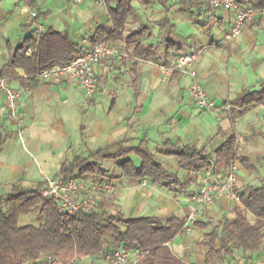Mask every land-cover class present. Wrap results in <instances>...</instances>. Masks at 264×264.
I'll return each instance as SVG.
<instances>
[{
	"label": "crops",
	"instance_id": "crops-1",
	"mask_svg": "<svg viewBox=\"0 0 264 264\" xmlns=\"http://www.w3.org/2000/svg\"><path fill=\"white\" fill-rule=\"evenodd\" d=\"M19 1L17 3L19 12L16 17L12 20L8 19L5 24L0 22V66L8 62L11 57L7 45L8 38L5 34H9L10 30L16 27L20 30L28 10L32 8L25 1ZM54 1L56 0H37L38 4L49 12L46 18L38 19L39 22L43 23L51 16V11L56 6L53 4ZM206 1L152 0L151 3H147L145 0H134L135 13L130 18L124 33L139 30L144 25L148 26L150 36L145 38V42L158 47L159 59L135 62L123 61L115 56L97 65L96 92L107 90L111 101L109 110L102 119L93 117V129H88L86 124L91 114L86 105L94 106L96 98L87 96L84 101L81 95L75 93V89L79 87L77 83L47 82L38 78H33L31 83L26 84L16 80L11 81L12 85L21 92L18 106L20 121L16 122L8 116L5 96L0 92V183L8 186L20 180L23 187L35 188L42 182L45 185L46 174L63 176L58 172L64 160H70L78 153L87 155L84 152L93 151L91 144L106 146L115 143L128 135L126 126L130 128L133 122L135 124L133 128L138 131L136 133L145 131L151 143L160 145L163 139L161 141L152 139L148 133V126H152L150 130H153L161 125L163 119L161 117L170 118L164 111L165 107L172 108V112L179 108L178 112L192 118L194 114L189 110L188 105L197 106L188 93V85L192 78L176 73L167 81L164 79V66L180 55L193 52H200L191 65L196 73V80L203 85L209 97L217 105V108L208 110L214 111L216 124L211 125L210 130L204 121L202 122L203 131H201L198 122L194 125L192 135L189 133L186 138L182 133L178 135L187 142L210 148L213 143L219 144L231 134H242L245 137V143L241 155L248 157L250 164L256 167L252 170L239 161L235 186L243 190L248 184L262 183L264 181V104L247 111L236 108L234 105L231 110H228L226 105L232 104L238 94L258 90L264 86V12L246 21L239 37L230 42H222L224 35L231 29L232 11L209 7ZM239 1L251 5V0ZM67 3L71 5L72 2L67 0ZM104 9L105 12L102 10L101 13H91L96 18L95 25H92L88 33L78 41L82 43L84 38H90L96 32L98 25L109 22L106 5ZM9 12L5 7H1L0 21L8 18ZM166 20L169 24L162 29L155 25L157 22ZM26 23L29 22L26 20ZM184 23H187L186 30L181 29ZM52 27L71 32L66 27L62 29ZM169 28H172V31ZM2 29L5 33L1 31ZM32 30L33 26L23 37L28 36ZM168 30L169 36L182 46L180 50L183 51L166 57L164 39L168 36ZM114 45L132 53V47L126 42ZM19 73L29 78L23 70H19ZM132 78L138 80L137 89L140 94L137 99L134 97L131 85ZM102 80L106 82L103 86ZM257 86L260 87L257 88ZM124 93L126 96L122 95ZM122 97L131 105L130 107H127V104H121ZM136 106L140 108L135 110ZM20 129L22 139L25 135L27 147L38 160L40 176L39 174L37 176L34 170L28 171V167L20 165L16 153H10L7 149L8 141L20 136ZM69 129L72 132L79 129L81 140L78 139L76 143L70 142ZM160 136L165 138L163 133H160ZM225 175L226 171L219 177H212L209 173L202 174L188 187L187 192L169 190L153 184L148 179H144L148 182L144 186L142 182L131 183L127 178L121 177L112 182L115 185L113 192L106 194L105 199L101 197L99 204L103 200L107 202V208L113 213L120 211L127 217L174 216L187 220L193 212L191 195L198 191L204 182L221 180ZM11 189H8L7 193ZM233 216V201L227 198H220L212 206L199 210L196 216L199 223H196V220L191 222L189 230H184L170 242L172 251L187 263L205 264L208 251L202 243L203 235L207 231L204 227L205 223L217 224ZM248 217L255 219L251 214ZM96 257L98 255L89 258ZM247 257L243 264H264V247L256 253H249ZM247 260H249L248 263ZM99 261L96 259L92 262L99 264ZM237 263L234 260L228 262V264Z\"/></svg>",
	"mask_w": 264,
	"mask_h": 264
},
{
	"label": "trees",
	"instance_id": "trees-1",
	"mask_svg": "<svg viewBox=\"0 0 264 264\" xmlns=\"http://www.w3.org/2000/svg\"><path fill=\"white\" fill-rule=\"evenodd\" d=\"M23 1L38 11L37 20L47 17L49 12L37 0ZM102 1L110 20L97 26L96 32L90 37L91 42H126L132 47L131 55L158 60V47L145 42V38L150 36L148 26L124 33L135 13L134 0ZM145 2L151 3L152 0ZM251 4L264 9V0H251ZM168 24L166 20L155 25L162 29ZM32 25L33 23H24L20 29L26 30ZM169 29L172 31V28ZM170 31L168 30V36L164 39L166 57L182 49L169 36ZM7 45L11 57L0 66V76L21 84L31 83L36 78L35 75L43 70L69 63L83 49L82 43L70 31L57 30L52 26L38 43L31 32L28 36L21 37L17 45L8 39ZM27 45L34 47L29 55L25 53ZM19 70H23L29 78L21 75ZM137 81V78L131 80L135 99L140 94ZM105 84L102 80V86ZM263 104L264 86L238 94L231 105L247 111ZM139 108L136 106L135 110ZM136 139L128 134L113 144L90 151L87 155L78 153L72 159L64 160L58 173L64 177L95 178L110 182L121 177L127 178L131 183H141L148 179L166 189L187 192L188 187L202 174L222 176L234 158L252 170L256 167L250 164L248 157L234 153V134L219 144L213 143L210 148L184 141L182 137L163 141L160 144L161 152L175 159L176 169L168 162L160 161L157 152L150 147L148 135L138 143ZM132 155L139 158V164ZM105 161L115 163L120 171L112 172L104 165ZM43 186L42 182L35 188L23 187L18 180L12 184L11 191L0 198V264H45L49 254L70 260L75 256H100L104 250L131 248H139L143 252L137 264H193L179 258L169 245L177 235L186 230L187 220L174 216L127 217L120 211L113 213L103 200L93 212L64 215L56 199L41 195ZM235 190L240 199L233 201L234 216L217 224L205 223L207 231L202 239L208 249L205 264H228L238 250L247 257L249 253H256L264 247V181L260 184H248L243 190L235 186ZM105 195H102L104 199ZM32 213L38 223L22 225L21 218ZM249 214L255 219H250ZM196 223L199 221L196 220Z\"/></svg>",
	"mask_w": 264,
	"mask_h": 264
},
{
	"label": "built area",
	"instance_id": "built-area-1",
	"mask_svg": "<svg viewBox=\"0 0 264 264\" xmlns=\"http://www.w3.org/2000/svg\"><path fill=\"white\" fill-rule=\"evenodd\" d=\"M79 4L85 0H69ZM206 5L212 8H225L232 11L231 29L227 32L222 42H230L239 37L246 21L262 14L264 9L247 5L239 0H207ZM38 11L29 9L27 21L33 23L32 35L36 43L48 30V27L37 20ZM82 53L69 63L55 65L52 68L43 70L35 75L43 81L53 82H75L82 89L86 96L92 97L98 88L96 67L105 63L111 57L117 56L120 60H132L145 62L144 59L131 55L130 52L122 50L119 46L111 43H92L89 37L82 40ZM34 51L32 45L25 48L26 54ZM200 55V52L183 54L173 62L164 66L165 77L168 78L176 73L192 78L188 85V93L197 106L204 110L217 108L216 103L209 97L203 85L196 80V73L191 65ZM0 92L5 96V108L10 118L16 122L20 121L18 112L21 92L12 85L11 80L6 76H0ZM232 105L228 103L226 108L231 110ZM22 138V130L20 129ZM245 143L242 134L235 135L234 153L240 155ZM238 159H233L229 164L226 175L221 180H208L204 182L198 191L191 195L193 212L188 217L185 229H190V223L196 220L197 212L215 204L220 198H227L231 201H239V194L235 190L238 177ZM143 180L142 185H147ZM114 184L110 181H101L95 178L83 179L79 177L48 176L45 175V185L41 195L45 198L56 199L60 211L64 215H75L79 213H90L97 209L99 200L103 194L113 192ZM143 252L139 248L104 250L100 256L109 264H137L142 258ZM90 256H75L70 260H63L56 255L46 256L45 264H84ZM263 264V263H257Z\"/></svg>",
	"mask_w": 264,
	"mask_h": 264
},
{
	"label": "rangeland",
	"instance_id": "rangeland-1",
	"mask_svg": "<svg viewBox=\"0 0 264 264\" xmlns=\"http://www.w3.org/2000/svg\"><path fill=\"white\" fill-rule=\"evenodd\" d=\"M20 1L19 0H1L0 1V8L1 7H5L7 10H9V15L8 18L4 19V21H0L3 24H5V22H7L8 19H14L16 17V15L19 12V8H18V4ZM171 2V1H170ZM53 4H56L55 8L51 11V16L45 20V23L48 27L49 26H54V27H58L60 29L62 28H68L71 30V32L73 33V36L76 40H81L82 37L84 35H86L89 31V28L92 25H95V17L92 16L93 13H101L102 10L105 12V5L103 3L102 0H85L82 3L79 4H74L71 3V5H68L67 0H56L54 1ZM32 9V8H30ZM92 13V14H91ZM28 16V15H27ZM27 16L24 18V23H26L27 20ZM44 21V19L42 20ZM174 21V19H173ZM33 26V25H32ZM187 27V23L182 24L181 29L186 30ZM29 29L26 30H19L17 27L13 28L12 30H10L9 34H5L7 35L6 37L8 39H10L14 45H17L19 42V39L21 37H23L26 33H28ZM1 31L4 32V30L2 29ZM156 41V40H155ZM80 42V41H79ZM178 51H183V50H178ZM120 79V78H119ZM164 79H166L167 81L169 80V77L166 78L164 76ZM260 86H257V88ZM82 90L80 87H78L77 89H75V93H77V95H81L83 100L85 101L87 96L81 93ZM131 92V91H130ZM124 96H126V93L122 94ZM94 96V97H93ZM92 97L96 98V104L94 106H90V105H86V108L89 109V112L91 114H89L87 120H86V124L88 125V129H93L94 128V118L96 119H102L108 112L109 110V103H110V98H109V92L107 90H102V91H97ZM121 100V104H127V107H130L131 105L126 103L125 100L120 99ZM124 106V105H122ZM189 110H191L193 112V117L190 118L189 116L184 115L182 112H178L177 108L174 112H172V108H168L165 107L164 111L169 115L168 117H170L169 119H166L165 117H161L163 118L161 120V125L158 127H155L153 130L152 126H148L149 130L148 133L150 134L152 139H158V140H162L165 141L167 139H173L176 140L178 137H180V135H178V133H182V135H184V138H186L189 133H191L192 135V131L194 129V125L196 123H200L199 127L200 130L203 131V125L202 122H206L207 123V128L208 129H212V126H215V122H216V117H215V113L214 111H208V110H201V108L192 104L188 105ZM149 111V110H147ZM163 111V109H162ZM178 112V113H177ZM170 113V114H169ZM208 118L210 120H208ZM125 121V120H124ZM126 123H128V120H126ZM132 124V123H131ZM134 122L131 125L130 128H128V126H126L127 134H134L135 136H137V140L136 142L138 143L144 136H145V131L140 132V134L136 133L138 132L136 129H134ZM212 125V126H211ZM211 126V127H210ZM185 130H181L184 129ZM187 128V130H186ZM146 129V127H145ZM180 129V130H179ZM69 134H70V142L72 143H76V141L78 139L81 138V132L79 129H77V131H70V129L68 130ZM191 131V132H190ZM160 133L165 134V138L163 136H160ZM138 134V135H137ZM81 140V139H80ZM27 139L26 136H23V139L20 138V136H16L14 139L9 140L8 143L9 145L7 146V149L10 153H16V157H17V161L20 163V165L26 166L28 167V171H33L35 172V174L38 176L39 174V166L37 165V158L34 154L31 153V151L29 150V148L27 147ZM186 141V140H184ZM91 150H96L100 147H103V144H91ZM12 146L14 147L12 149ZM160 145H158L155 142H152L150 144V147L157 152L158 156L160 157V161L162 162H168L170 164V166H172L173 169L177 168V163L175 161V159L167 157L165 155H163V153L161 152L162 148H159ZM243 152V149L241 150L240 154ZM86 154H88L89 152L86 151L84 152ZM132 158L134 159V161L136 163H140L139 158L136 155H132ZM26 163H29L30 165H27ZM104 165L106 166V168H109L110 170H112V172H119L120 170L116 167L115 163L111 162V161H106L104 162ZM52 173V172H50ZM40 176V174H39ZM10 188H12V185H5L4 183L2 184V182L0 183V198L2 196H4L8 189L10 190ZM115 188V185H114ZM35 214H29L26 216H23L20 220V223L22 225L25 224H37L38 222L35 221ZM245 253L241 252V251H237L235 256L233 258H230V261H236V262H240L241 264H243V261L245 259ZM99 259L100 263L99 264H109L108 262H106L103 257L98 256L96 258H89L86 260L85 264H93L92 261Z\"/></svg>",
	"mask_w": 264,
	"mask_h": 264
}]
</instances>
